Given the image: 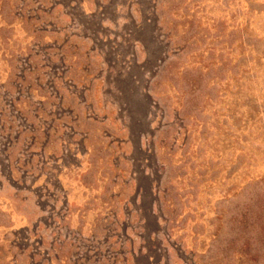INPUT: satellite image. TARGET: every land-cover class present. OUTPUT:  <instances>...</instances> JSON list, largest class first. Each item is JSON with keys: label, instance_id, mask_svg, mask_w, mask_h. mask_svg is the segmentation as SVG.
Here are the masks:
<instances>
[{"label": "rangeland", "instance_id": "obj_1", "mask_svg": "<svg viewBox=\"0 0 264 264\" xmlns=\"http://www.w3.org/2000/svg\"><path fill=\"white\" fill-rule=\"evenodd\" d=\"M0 264H264V0H0Z\"/></svg>", "mask_w": 264, "mask_h": 264}]
</instances>
